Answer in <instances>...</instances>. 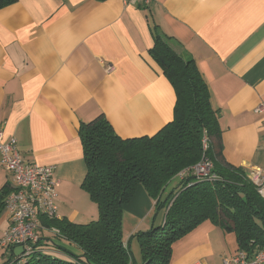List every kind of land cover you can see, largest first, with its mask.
<instances>
[{"label": "crops", "instance_id": "obj_1", "mask_svg": "<svg viewBox=\"0 0 264 264\" xmlns=\"http://www.w3.org/2000/svg\"><path fill=\"white\" fill-rule=\"evenodd\" d=\"M158 33L206 83L223 160L247 174L264 166V114L254 112L264 107V0H16L0 10L1 143L14 138L23 161L54 166L57 219H96L80 187V123L102 114L128 139L172 121L175 93L149 54ZM76 202L82 211L72 210ZM154 206L140 186L123 206L122 240L137 264L133 236L163 223ZM8 225L3 212L0 238ZM237 251L234 233L206 221L172 245L169 264H223Z\"/></svg>", "mask_w": 264, "mask_h": 264}, {"label": "trees", "instance_id": "obj_2", "mask_svg": "<svg viewBox=\"0 0 264 264\" xmlns=\"http://www.w3.org/2000/svg\"><path fill=\"white\" fill-rule=\"evenodd\" d=\"M15 2L0 0V10ZM153 40L150 57L175 93L172 121L153 136L128 139L117 136L102 114L80 123L86 170L80 187L98 217L86 224L41 218L45 228L58 232L54 237L79 252L44 237L23 264H137L122 240V214L139 186L155 202L154 217L165 213L160 226L133 236L140 264H169L172 245L206 221L234 233L238 250L250 259L264 251V196L247 172L223 160L218 113L195 62L174 50L171 37L158 33ZM204 137L205 156L218 179L197 181L190 173L180 177L201 161ZM10 192L9 186L0 190V218Z\"/></svg>", "mask_w": 264, "mask_h": 264}, {"label": "built area", "instance_id": "obj_3", "mask_svg": "<svg viewBox=\"0 0 264 264\" xmlns=\"http://www.w3.org/2000/svg\"><path fill=\"white\" fill-rule=\"evenodd\" d=\"M126 5H148L150 0H122ZM111 67L108 68L110 70ZM255 113L264 114V107H258ZM16 139L1 143L0 132V166L12 182V190L5 199L4 213L8 218V228L0 238V249L4 252L6 264H23L33 252V246L42 239L43 233L57 235L56 230H48L41 223V218L57 219L55 205L54 166H43L23 161L17 150ZM208 144L202 140L203 156L201 161L179 174L180 177L190 173L197 181H216L218 178L211 172L212 165L205 156ZM249 180L257 187L258 193L264 196V166L247 174ZM22 247L19 256H14V249ZM223 264H264V251L257 252L251 259L244 251H237Z\"/></svg>", "mask_w": 264, "mask_h": 264}, {"label": "rangeland", "instance_id": "obj_4", "mask_svg": "<svg viewBox=\"0 0 264 264\" xmlns=\"http://www.w3.org/2000/svg\"><path fill=\"white\" fill-rule=\"evenodd\" d=\"M90 203L92 205H94L91 201H90ZM55 205L58 206L56 203H55ZM94 207L96 209V217L95 218L97 219V217H98V211H97V208H96L95 205H94ZM71 208H72V210H77V212H80V211L83 210V205L80 202H76V203H74L72 205ZM57 214H59V212L57 213V210H56V215ZM96 219H94V220H96ZM51 237L53 238V240H54V242L56 244L63 245L66 248H68L69 250H71L72 252H76V253L79 252V250L75 246L69 245L67 242H65L64 240H62L60 237H54V235H51ZM49 253H51V252L49 251ZM5 259L6 258L3 257L2 250L0 249V264H4L6 262Z\"/></svg>", "mask_w": 264, "mask_h": 264}, {"label": "water", "instance_id": "obj_5", "mask_svg": "<svg viewBox=\"0 0 264 264\" xmlns=\"http://www.w3.org/2000/svg\"><path fill=\"white\" fill-rule=\"evenodd\" d=\"M22 251H23V248L22 247H18L16 249H14L13 255L17 257V256H19L22 253Z\"/></svg>", "mask_w": 264, "mask_h": 264}]
</instances>
